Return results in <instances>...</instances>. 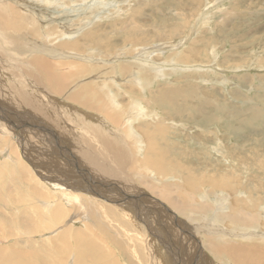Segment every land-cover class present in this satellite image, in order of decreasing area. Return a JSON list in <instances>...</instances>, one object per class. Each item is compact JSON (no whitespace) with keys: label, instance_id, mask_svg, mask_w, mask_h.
I'll list each match as a JSON object with an SVG mask.
<instances>
[{"label":"rangeland","instance_id":"1","mask_svg":"<svg viewBox=\"0 0 264 264\" xmlns=\"http://www.w3.org/2000/svg\"><path fill=\"white\" fill-rule=\"evenodd\" d=\"M39 1H52L55 6L58 5L57 9L50 7L53 5L50 2L43 5L49 14L42 15L46 19L62 16L61 13L71 8L84 9L83 14L72 13L78 15L71 17L68 30L64 33L56 24H51L50 29L61 35L52 45L61 42L60 49H57L60 55H73V59L84 57L90 64L96 62L94 66L98 68L89 75L90 82L103 86L106 80L110 81L108 106L122 110L120 119L123 125L125 119L134 118L129 124L135 135H130L127 124L123 129H117V124L113 127L111 120L96 106L94 109L87 108L64 95L49 94L43 84L45 93L41 95L37 92L41 89V83L37 90L31 82L24 85L23 81L28 77L24 64L32 66L29 59L33 53L28 51L26 42L22 43L23 51H27L23 54L10 49V45L5 43L8 35L0 32V41L3 40L0 47V99L6 100L4 105L8 109L6 117L2 115L0 119V141L4 146L0 148V221L6 222L4 217L20 219L23 216L29 221L27 224L37 228L35 233L6 237V228L0 224V264H9V257H19L18 252H25L26 256L21 255L13 264H39L40 259L52 264H77V243L74 244L77 239L72 232L76 229L83 231L78 241L86 243L93 239L90 256L99 261L113 257L118 264H191L193 252L199 251L200 254L205 248L206 230L221 225L220 222L213 223L208 216L215 207L225 212L224 215L241 211L239 214L258 217V224L239 231L226 218L221 222L225 224L226 232L239 240L235 242L237 246H241L243 234L254 232L256 238L260 235L263 238L264 0ZM16 3L15 7L23 6L22 2ZM24 15L26 20L38 21L30 13ZM90 15L98 16L99 20L81 31ZM76 31L80 33L66 37L68 32L73 34ZM12 34L17 36V31ZM22 34H25L22 35L23 39L26 36L32 44L51 46L43 36L34 39L27 33ZM72 41L76 45L74 49L62 46V43ZM136 58L148 69L141 81L133 67L125 77L117 70L118 65L133 63ZM51 59L49 57V61ZM63 69L68 71L69 65H64ZM129 73L133 76L129 77ZM11 74L15 83L21 86L17 89L29 95L36 93L39 97L37 101L25 103L20 92L12 88L13 81L9 82ZM2 85L6 86L2 89ZM8 87L10 90H7ZM147 88H150L149 92ZM3 90H6L4 96L1 93ZM65 90L69 91L70 88ZM106 90L102 89L103 94ZM134 91L136 95H133ZM159 92H166L165 100L156 101L154 93ZM7 100L14 102L11 105ZM0 103L3 104L2 101ZM35 103H39L37 107ZM94 103L105 105L106 100H94ZM35 107H39L38 111L42 113L45 112L42 107L51 109V121L39 117ZM54 121L61 123H58L59 127L52 124ZM93 127L119 144L133 163H121L120 170L105 161L114 170L105 172L109 178L90 171L79 152L88 150L85 142L89 138L97 142L91 134ZM6 166H10L9 170L14 173L10 174ZM57 168H61V175ZM78 172L82 173L83 181ZM113 174L134 176L128 183L133 188L130 190L119 178H112ZM139 176H145L146 181L155 180L159 187L164 183L179 185L181 190L174 196L179 201L183 191H197V202H202L204 197V202L213 209L207 212L201 209L191 211L198 217L188 223L183 214L175 212V208L140 184ZM77 179L92 188L79 185ZM60 182L82 189L78 191L81 205L54 197L62 189ZM207 185L212 187L209 189ZM34 188H38L40 193H34ZM223 189L227 190L223 192ZM134 201L138 204H134ZM99 203L95 223L93 214L87 216L86 213L96 210L93 205ZM139 204L143 206L140 208ZM106 207L116 210L126 208L125 211L129 207L127 212H132L127 218L123 215L124 210L118 209L122 213L118 212L120 218L116 222L115 214L111 213L109 219L102 217L99 210ZM58 209L64 210L62 218L56 215ZM175 214L177 219L173 217ZM12 223L15 231L24 226L22 224L21 227L18 221ZM86 226L89 228L85 231ZM99 228L105 229L109 237L107 242L100 237H92ZM261 241L264 243V239ZM261 246L264 247V244ZM204 251L209 254V259L203 255L204 259L197 260L203 264L213 261L212 254ZM88 260L91 263L92 258L88 256L84 261ZM219 262L217 259V264H224L225 260Z\"/></svg>","mask_w":264,"mask_h":264},{"label":"bare ground","instance_id":"2","mask_svg":"<svg viewBox=\"0 0 264 264\" xmlns=\"http://www.w3.org/2000/svg\"><path fill=\"white\" fill-rule=\"evenodd\" d=\"M16 2H22L21 4H23V6H16V7H20L19 9H17L15 7V4H17ZM52 3V1H39V0H0V32L1 33H6L7 39L5 40V43H8L10 45V49L14 50V51H18L19 54H23V52H27V51H23L24 46L22 45L23 42H26V44H28V51H32L33 53V57H30L29 59V64L31 63L32 66H27L26 64H24V66L27 69L28 72V77L26 79H24L23 83L24 85H28L27 83L30 84L33 83L37 88H40V83H41V89H42V84L43 86L47 87V93L50 92L54 93L55 95H64V97H68L67 99L72 100L73 102L76 101L77 103L81 104L82 106L85 107H90L91 109H94V107L96 106L97 109H99V111H101L102 113H104V116H106V118L108 117L111 120V123L113 125V127L116 125L117 129L118 128H124L125 124H127V129L130 132V135L134 137L135 132L133 131V129L130 126V122H132V120L134 119H125L124 120V125L121 123V119H120V111L117 108L111 109L108 106L109 103V99L107 97V94H110L111 91H109V85H110V81L106 80L105 84H103V86L101 85H95L94 83H91V78L89 77V75L91 73H93L94 71L97 70V65L94 66L96 64V62H92L90 64V61L88 60V62L86 61L87 59H85L84 57H77V59H73V55H60L59 50L60 49L59 46L61 45V42H59V44H55L52 45L54 43H56V39L60 38V32L56 33V31L51 28L50 26L51 24H56L57 28L59 27L62 31V33L66 32L68 30V26H69V21L72 20L71 17L73 16H77L79 13H85V11L79 9V8H71L69 11H64L62 14V16H57V17H48L46 19V17H43L42 15H49L47 12L48 10H44V6L43 5H47V3ZM19 4V3H18ZM118 4V3H116ZM121 4V3H120ZM54 9L58 8V5L55 6V4L50 5V7H52ZM118 6V5H117ZM115 7V6H114ZM43 8V9H41ZM63 8V7H62ZM25 14L30 13L31 17H35L36 19H38V21H31V20H26L25 19ZM93 12V11H92ZM72 13H78V14H72ZM44 19H42V17ZM86 19H89V21L87 22V24L81 28V31H83V29L85 27H92L93 25H95L97 23V21L99 20L98 16H94V17H88ZM39 22V24L37 23ZM85 24V23H83ZM100 28V27H99ZM50 29V30H49ZM96 29L94 28V31ZM13 31H17V36H15V34H12ZM86 32V30H84ZM88 32V31H87ZM93 32V31H92ZM15 33V32H14ZM22 33H27L29 35H31L34 39H38L41 36H43L45 38V40L49 43V45L51 46H43V45H39V44H32L27 40V37L25 36V39H23ZM73 34H70L69 32L67 33L66 37H73L75 35H77L78 33H80V31H76V32H72ZM139 34V33H138ZM182 36V35H181ZM3 37H5L3 35ZM97 37V36H96ZM133 37V36H132ZM88 38V37H87ZM90 38V37H89ZM103 38V36H102ZM91 39V38H90ZM97 39V38H96ZM145 39V38H144ZM51 40V41H50ZM99 41V39H97ZM96 40V42H98ZM142 40V39H141ZM50 41V42H49ZM93 41H94V37H93ZM101 41V39H100ZM95 42V41H94ZM3 43L0 41V47L1 44ZM75 42L72 41L70 42H66V43H62V46L64 48L67 49H74V47L76 46L74 44ZM93 46V45H92ZM25 49V48H24ZM31 53V54H32ZM21 56V55H20ZM29 57V56H28ZM27 57V58H28ZM49 57H51V61H49ZM108 57V56H107ZM152 57V56H151ZM134 58V57H133ZM179 58V57H178ZM66 59V60H65ZM84 59V60H83ZM101 59V58H100ZM177 59V58H176ZM181 59V58H180ZM91 60V59H90ZM108 60V59H107ZM175 60V59H174ZM178 60V59H177ZM176 60V61H177ZM26 61V60H25ZM24 61V62H25ZM100 61V60H99ZM156 61V60H155ZM179 61V60H178ZM120 62V61H119ZM109 64V63H107ZM156 64V63H155ZM64 65H69V69L68 71H64L63 66ZM93 65V66H90ZM101 65V64H100ZM103 65V64H102ZM131 67L135 68L136 71V75H139L140 81L142 79V77H146V73H148V69L146 65H142L139 62V59L136 58V61H134L133 63H123L117 66V70L120 73V75H124L131 71ZM21 69V68H20ZM101 70V69H100ZM186 71V69H183ZM188 70V69H187ZM24 71V70H23ZM26 73V70L24 71ZM7 73V72H6ZM25 73H23L25 75ZM13 74V73H12ZM10 76V80L9 82L12 83V88L17 89V87H21L19 85H17L15 82L16 80L13 79ZM17 74H20L17 73ZM130 74V73H129ZM161 75V74H160ZM127 76V75H126ZM133 75L130 74L129 77H132ZM161 76H164L161 75ZM166 76V75H165ZM5 78V77H4ZM3 78V79H4ZM21 78V77H20ZM128 78V77H127ZM154 78V77H153ZM152 78V79H153ZM29 79V80H28ZM126 79V78H125ZM137 79V78H136ZM135 79V80H136ZM156 79V78H155ZM12 80V81H11ZM23 80V79H22ZM27 80V81H26ZM102 80V79H101ZM128 80V79H127ZM139 80V79H138ZM21 81V80H20ZM26 81V82H25ZM154 81V80H153ZM152 81V82H153ZM150 82V83H152ZM156 82V80H155ZM26 83V84H25ZM166 83V82H165ZM1 84V82H0ZM7 84V83H6ZM22 84V83H21ZM90 84V85H89ZM119 84V83H118ZM23 85V84H22ZM6 86V85H4ZM2 85V89L4 87ZM9 86V85H8ZM118 86V85H116ZM153 87V85H151ZM1 87V86H0ZM11 87V86H10ZM25 87V86H24ZM28 86H26L27 88ZM69 87L70 90L66 91L65 89ZM119 87V86H118ZM117 87V88H118ZM164 87V86H163ZM172 87V86H171ZM259 87V86H258ZM6 88V87H5ZM25 88V89H26ZM29 88V87H28ZM106 88V93L103 94L102 89ZM116 88V89H117ZM123 88V87H122ZM126 88V87H125ZM140 88V87H139ZM9 89V87L7 88V90ZM24 89V90H25ZM38 89L37 92L39 91V93L41 95H43V93H45L43 91V89ZM46 89V88H45ZM148 89V88H147ZM159 89V88H158ZM10 90V89H9ZM18 92H20L22 99L25 100V103H34V101H37V96L35 91L32 93L35 94H28V93H24L23 90L21 89H17ZM127 90V89H126ZM150 88L148 89L147 92H149ZM153 90V89H151ZM6 90H3V92H1L3 95L5 94ZM23 91V92H21ZM125 91V89H124ZM157 91V90H156ZM43 92V93H42ZM120 92V91H119ZM13 93V92H12ZM31 93V92H30ZM46 93V95H47ZM8 92H7V96H8ZM14 94V93H13ZM123 94V92L121 93ZM127 94V93H126ZM130 94V93H129ZM135 94V91L133 93V95ZM150 94V93H149ZM38 95V93H37ZM40 95V99L42 98ZM132 95V94H131ZM136 95V94H135ZM152 95V94H151ZM39 96V95H38ZM45 96V95H44ZM43 96V97H44ZM130 96V95H129ZM149 96V95H148ZM120 97V96H119ZM144 97V96H142ZM154 97L156 99V101H160V100H165L166 99V92H159V93H154ZM191 97V96H190ZM5 99V97H2ZM46 98V97H44ZM147 98V97H146ZM152 98V97H151ZM170 99V98H169ZM93 100V101H92ZM94 100H101V101H105L106 103L105 105H99V104H95ZM116 100V99H115ZM121 100V99H120ZM11 101V100H10ZM122 101V100H121ZM143 101V100H142ZM155 101V100H154ZM14 102V100H13ZM13 102H11L13 104ZM92 102V105H90ZM119 102V101H118ZM164 102V101H163ZM18 103V101H17ZM42 103V102H40ZM124 103V102H123ZM36 107L39 103H35ZM44 104V103H43ZM89 104V105H88ZM70 105V104H69ZM122 105V103H121ZM35 106V105H34ZM33 106V108H34ZM50 106V105H49ZM134 106L137 108L138 111H141V108L138 106V104L134 103ZM6 106L4 104L0 103V119L2 118V115H4L6 117V112H8L7 108H5ZM31 107V106H30ZM35 107V109H36ZM39 108V107H38ZM38 108L36 109L38 111ZM43 110L45 112H40L38 111L37 114L39 115V117H42L43 119L46 120H50L51 121V117L49 118L50 114L53 113V111L50 109H48V107H42ZM71 108V107H70ZM23 109V108H22ZM40 110V109H39ZM49 110V112H48ZM28 111V110H27ZM129 111V110H128ZM126 112V111H125ZM123 114V113H122ZM53 115V114H52ZM125 115V114H124ZM132 115V114H131ZM144 115V114H143ZM23 116V115H22ZM135 116V115H134ZM141 116V115H139ZM147 116V115H146ZM4 117V118H5ZM128 117V116H127ZM241 117V116H240ZM107 118V119H108ZM138 118V117H137ZM216 118V117H215ZM41 119V118H40ZM204 119V118H203ZM5 120H7L5 118ZM12 120V119H11ZM46 120H42V121H46ZM103 120V119H102ZM104 121V120H103ZM14 122V121H13ZM66 122V121H64ZM12 123V122H10ZM28 123V122H27ZM34 123V122H32ZM58 123H60L59 121H54V123L56 126H58ZM69 123V122H67ZM35 124V123H34ZM61 124V123H60ZM129 124V125H128ZM31 125V124H30ZM50 125V124H49ZM109 125V124H108ZM32 126V125H31ZM46 126V125H45ZM122 126V127H121ZM59 127V126H58ZM98 127V126H97ZM61 129V128H60ZM64 129V128H63ZM98 129L100 130V128L98 127ZM96 127H93L91 134L93 137L96 138L97 142L92 141L89 138V142L90 144L87 142H85L89 148L80 150L79 154L81 153V155L84 158V161L87 164V167L90 171H95L97 174L104 176L106 171H113V169H110L109 165L107 162H109V164H114V166H116L118 169L121 170V163H133L131 162L128 156V153L123 151V148L119 146V144H117L115 141L110 140L109 138L105 137L104 135H102L99 130ZM28 130V129H27ZM56 130V129H54ZM53 132V131H52ZM58 132V131H57ZM35 133V132H34ZM65 133V131H64ZM68 133V132H66ZM117 136H120L119 134L115 133ZM58 135V134H57ZM62 135V134H61ZM127 135V134H126ZM66 136V135H64ZM123 136V135H121ZM58 137V136H56ZM73 137V136H72ZM84 137V136H83ZM68 139V138H67ZM86 139V138H85ZM84 139V140H85ZM141 139L143 140L142 136ZM66 140V139H65ZM50 142V141H48ZM78 142V141H77ZM155 142V141H154ZM170 142V141H169ZM149 143V142H148ZM49 144V143H48ZM171 144V143H170ZM159 145V144H158ZM66 146V145H65ZM81 146V145H80ZM39 147V146H38ZM83 147V146H82ZM45 149V148H44ZM50 151V150H49ZM70 151V150H69ZM139 154H142L141 150L137 151ZM74 155V154H73ZM184 157V156H183ZM102 158L103 161H99V159ZM135 159V158H134ZM53 161V160H52ZM83 161V162H84ZM105 161H107L105 163ZM133 161V160H132ZM58 163V161H57ZM210 163V162H209ZM261 163V162H260ZM77 164V163H76ZM65 165V164H63ZM199 166V165H198ZM8 168V172L11 174L14 173V171L9 170L10 166H6ZM51 167V166H50ZM55 167V166H54ZM53 168V166H52ZM64 168V167H63ZM61 168H57L58 173L61 175L60 170ZM86 171V170H85ZM18 172V171H17ZM53 173V172H51ZM141 173V172H140ZM63 175H65V173H62ZM131 175V174H130ZM217 175V174H216ZM57 176V175H56ZM74 176V175H71ZM106 177L109 178V175H105ZM104 176V177H105ZM190 176V174H189ZM53 177V176H52ZM134 176H131V178ZM173 177V176H172ZM191 177V176H190ZM55 180L56 178L53 177ZM112 178H119L120 182L122 184H127L125 187L129 188L131 190V186L128 185L129 181L131 180L130 176H118L116 174L112 175ZM135 178V177H134ZM201 178V177H200ZM224 178V177H223ZM51 179V178H50ZM53 179V180H54ZM107 179V178H106ZM217 179V178H215ZM51 181V180H50ZM74 180H71L70 182H73ZM230 181V180H227ZM226 181V184H227ZM56 182V181H55ZM96 182V181H95ZM111 182V181H108ZM155 180H149L146 181L145 176H139V183L142 184L147 190L151 191L153 193V195H156L157 197H160L161 199L165 200L168 204L171 205V207L175 208V212H179L181 214H183L186 218L187 221L189 223V221H195L196 216L195 212H191V211H196L198 212V209H201L204 212H207L208 210H210L212 208L211 205H209L208 203L204 202V197H203V201L202 202H197L196 197L198 196V194H196V192L192 191L190 192L189 190L187 191H183L182 194V198H180V201L178 200V198H175V193L181 190V187L177 184H167L164 183L162 186H158L156 185L157 182H155ZM62 186V189L58 192V194H56L54 197H57L61 200H67L70 203L72 202L74 205L75 204H79L81 205V201L78 197L79 194V190H82L81 188H79V186L77 185H69L66 184L65 182H60ZM77 183L81 186H86V187H91L89 185L83 184L80 182V180L77 179ZM230 183V182H229ZM188 184V183H186ZM205 184V183H204ZM203 185V184H202ZM211 185V184H210ZM124 186V185H123ZM200 186V185H198ZM209 186V185H207ZM219 186V185H218ZM57 187V186H56ZM197 187V186H196ZM204 187V186H201ZM212 187V186H211ZM209 186V189L211 188ZM253 187V185H252ZM66 188H69L70 191H68ZM71 188H74L71 189ZM92 188V187H91ZM194 188V187H192ZM226 188V186L224 187ZM204 189V188H203ZM222 189V188H221ZM228 189V188H227ZM227 189H223L226 191ZM239 189V188H237ZM250 189V187H249ZM259 189V188H258ZM193 190V189H192ZM198 190V189H197ZM212 190V189H211ZM216 190V189H215ZM256 190V189H255ZM129 191V190H127ZM200 191V190H199ZM204 191V190H203ZM201 190V192H203ZM34 193H40L38 188H34L33 190ZM76 192V193H73ZM123 192V191H122ZM138 192V191H137ZM237 192V191H236ZM253 191H251L252 193ZM257 192V191H255ZM259 192V191H258ZM257 192V193H258ZM198 193V192H197ZM118 194V193H117ZM149 194V193H148ZM151 194V193H150ZM204 194V193H203ZM206 194V193H205ZM208 194V192H207ZM219 194V193H218ZM256 194V193H254ZM122 195V194H121ZM239 195V194H238ZM253 195V194H252ZM155 196V198H157ZM204 196V195H203ZM124 197V195H123ZM121 197V198H123ZM137 197V196H136ZM152 197V196H151ZM253 197V196H252ZM263 197V196H262ZM138 198V197H137ZM154 198V197H153ZM152 198V199H153ZM258 198V197H257ZM256 198V199H257ZM261 198V197H260ZM248 199V198H247ZM125 200V199H124ZM147 200V199H146ZM202 200V199H201ZM111 201V200H110ZM131 201V200H130ZM133 201V200H132ZM211 201V200H210ZM240 201V200H239ZM264 202V200H262ZM64 202V201H63ZM117 203V201H112ZM62 203V202H61ZM161 203V202H160ZM253 203V202H252ZM99 204H94L93 207L96 210L87 212V216L88 214H93V220L96 223V220L98 218V210H97V206L100 205ZM125 204V203H124ZM134 204H138V202L134 201ZM251 204V203H250ZM123 205V204H122ZM130 206V205H128ZM140 206V204H139ZM143 206V205H142ZM140 206V208L142 207ZM158 206V205H157ZM219 206V205H218ZM243 206V205H242ZM258 206V205H257ZM262 206V205H260ZM80 207V206H79ZM78 207V208H79ZM112 207V206H111ZM221 208V207H220ZM260 208V207H259ZM118 209H123V215H125L127 218L130 217V214L127 212L129 210V207L127 208V210L125 211L126 208H117L116 209H111V208H104L102 210H99L102 214V217H104L105 219H109L111 213L115 214L117 217L114 221L118 222L117 218H120L118 212ZM136 209V208H135ZM134 209V210H135ZM166 209V208H165ZM213 209V208H212ZM236 209V208H235ZM239 209V208H238ZM261 209V208H260ZM163 210V209H162ZM226 210V209H225ZM237 210V209H236ZM263 210V209H262ZM201 211V212H202ZM27 212V211H26ZM151 212V211H150ZM213 213H208V216L210 219L213 220V223H219L220 222V226L218 225L213 228V230H206L205 233V238L206 241L204 242V246L205 248L200 252H193V256H191L192 261L191 264H203L200 261H198L197 259H204L205 257L209 259V254L207 255L206 253H204V250H207L208 253L212 254L214 260L210 261V264H217V259L218 261H220L219 263L222 262V260H225V263L227 262V264H264V247L261 246L262 243L261 240L264 239V237L262 238L261 235V239L260 237L256 238V236H254V232L252 234H239L242 235V244H240L241 246H237V244L235 243L236 241H239L237 239H235L233 236L231 237V235L229 233L226 232V226L225 224L222 225V221L226 218L229 221L232 222V224L234 225L233 227L235 229H237V231H239L242 228H246L250 227L252 228L253 224H258L256 223V218H258L255 215H251V214H239L242 213L241 211H238L234 214L231 215H224L223 213L225 212H221L220 210H218V208L212 211ZM262 212V211H261ZM32 213V212H31ZM122 213V212H120ZM190 213V214H189ZM246 213V212H245ZM257 213V212H256ZM259 213V211H258ZM24 215V214H23ZM33 215V214H32ZM59 218H62L64 216V210L62 209H58L57 214H56ZM122 216V214H120ZM189 215V216H186ZM191 215H195V216H191ZM260 215V214H259ZM264 215V213H263ZM2 216V215H1ZM25 216V215H24ZM86 216V217H87ZM176 214L173 215V217L175 218ZM123 217V216H122ZM25 217L22 216V218L20 219H15L12 217H7V219L4 217L6 222L0 221V224L4 226V229L7 232L6 237L9 236H14V235H19L22 236V234L24 235L25 233H35L37 231V228L35 226H30L29 221H26L25 219H23ZM2 219V218H0ZM177 219V217L175 218ZM11 220V221H10ZM31 220V219H30ZM14 221H18V224H24V226L22 227V229L18 228L16 231L13 230L14 228H12V222ZM181 221V219H180ZM177 222H179V220H177ZM175 223V221H174ZM187 223V222H186ZM17 224V223H16ZM182 224V223H181ZM196 224V223H194ZM246 224V225H245ZM197 225V224H196ZM204 225V224H203ZM193 226V225H192ZM207 226V225H206ZM230 226V225H229ZM96 227H102V226H96ZM95 227V228H96ZM201 227V226H200ZM228 227V226H227ZM232 227V226H231ZM89 228V226L85 227V231ZM92 228V227H90ZM92 228V229H95ZM193 228V227H192ZM198 228V227H197ZM204 228V227H203ZM202 229V228H201ZM194 230V229H193ZM205 230V229H204ZM203 230V231H204ZM1 231V230H0ZM192 231V230H191ZM230 231V230H228ZM232 231V229H231ZM249 231V230H248ZM23 232V233H22ZM72 232L74 233V235L76 236L77 241L74 242L77 243L76 244V248H75V252H76V256H77V264H118L117 260L113 257H110L109 260H104V261H99L98 259H95L94 256H90V249L92 248L94 241L92 238H90L86 243L82 242V241H78V239H80V237L83 234L82 229H76V230H72ZM175 232V231H173ZM241 232V231H240ZM1 233V232H0ZM3 233V232H2ZM180 233V232H179ZM236 233V232H235ZM234 233V234H235ZM250 233V232H249ZM232 234V233H231ZM257 234V233H256ZM264 234V233H263ZM189 235V234H188ZM177 236V235H176ZM92 237H100V239H102V241L107 242L108 240V235L105 231L104 228H99L98 231L93 234ZM254 237V238H252ZM131 239V238H130ZM221 239V240H220ZM4 240V239H3ZM195 241V240H194ZM201 241V240H200ZM204 241V240H203ZM240 241V242H241ZM69 242V241H68ZM70 243V242H69ZM201 243V242H200ZM256 243V244H255ZM189 246V245H188ZM203 246V245H202ZM186 247V246H185ZM261 247V248H260ZM198 248V247H197ZM200 248V247H199ZM202 248V247H201ZM188 249V248H187ZM17 255L19 257L17 258H13V257H9L8 259V263L9 264H13L15 263L18 258L21 257V255L26 256L25 252H18ZM182 255V254H181ZM205 257H204V256ZM92 258L91 263H89L88 261H84L86 257ZM98 258V256L96 257ZM178 259V258H177ZM190 259V258H189ZM227 260V261H226ZM189 261V260H188ZM187 261V262H188ZM190 262V261H189ZM197 262V263H196ZM212 262V263H211ZM39 264H52L51 262L45 260V259H40ZM165 263V262H164ZM207 263V264H209ZM224 263V264H225Z\"/></svg>","mask_w":264,"mask_h":264},{"label":"crops","instance_id":"3","mask_svg":"<svg viewBox=\"0 0 264 264\" xmlns=\"http://www.w3.org/2000/svg\"><path fill=\"white\" fill-rule=\"evenodd\" d=\"M3 96H4V95H3ZM19 99L21 100V98H19ZM0 101H2L3 104H4L6 100H1V99H0ZM21 101H22V100H21ZM22 102H24V101H22ZM7 103H8V104H11V102H9L8 100H7ZM11 105H12V104H11ZM11 105H10V106H11ZM2 147L4 148V146L2 145V142L0 141V148L2 149ZM6 150H8V149H6Z\"/></svg>","mask_w":264,"mask_h":264},{"label":"water","instance_id":"4","mask_svg":"<svg viewBox=\"0 0 264 264\" xmlns=\"http://www.w3.org/2000/svg\"><path fill=\"white\" fill-rule=\"evenodd\" d=\"M77 164H76V162H75V166H76ZM78 176L81 178V181H83V176H82V173L80 172H78ZM87 190L88 191H92L90 188H87Z\"/></svg>","mask_w":264,"mask_h":264}]
</instances>
